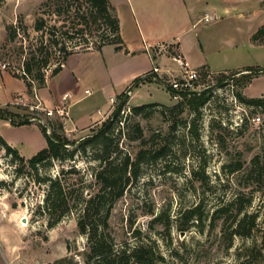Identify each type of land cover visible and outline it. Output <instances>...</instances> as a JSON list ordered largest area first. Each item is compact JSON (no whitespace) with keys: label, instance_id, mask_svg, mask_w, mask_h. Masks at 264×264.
I'll return each instance as SVG.
<instances>
[{"label":"rangeland","instance_id":"obj_1","mask_svg":"<svg viewBox=\"0 0 264 264\" xmlns=\"http://www.w3.org/2000/svg\"><path fill=\"white\" fill-rule=\"evenodd\" d=\"M53 1L0 0V62H5L6 70L15 76L22 75L24 61L32 50L48 57L49 63L44 72L50 76L62 59L60 46L63 41L74 50L85 51L87 46L93 48L98 45L110 32L104 21L88 22L79 25L83 28L87 25L84 34L75 39L66 38L68 26L71 28L79 22L75 18L76 10L80 9L82 14L89 11L90 4L88 0ZM219 1L222 10L220 24L203 20L198 27V31L210 41L211 56L226 54L230 60H235L231 39L235 40L237 51L243 53L244 59L238 62L250 61L248 55L256 54V59L264 65V47L253 49L247 43L249 31L264 22V11L259 7L261 0ZM112 2L120 9L123 21L130 20V16L123 13V9L128 10V5L136 11L134 16L137 20L141 23L144 20L147 39L167 36L169 27L182 20L184 15L179 2L174 5L172 0ZM261 6L264 9V0ZM38 18L45 20V29L36 30ZM9 27L16 32L12 38ZM131 35L132 31L126 26L125 36L130 39ZM41 44L44 48L42 54L39 53ZM169 44L165 42L163 45L168 49L167 54L161 52L155 55L156 62L164 58L166 62L175 63L170 58L171 53L180 52H172ZM158 56L163 57L158 61ZM85 60L92 70L84 73V79H96L94 81L102 83L105 89L99 90L102 94L93 91L91 96L82 98L70 110L76 113L98 108L104 112L111 104L110 95H114L115 101L110 106L112 112L121 102L116 94L122 89L125 91L135 78L120 85L113 83L122 70L113 71L110 66L115 63L119 66L130 64L131 59L108 47L103 54L87 56ZM103 60L110 73L99 72L98 69L94 71L95 65L101 67V62L105 65ZM251 61L254 65L259 63L255 58ZM166 62L162 66L165 67ZM219 73L212 74L210 83L216 82ZM240 75L238 73L237 77ZM157 82L150 81L125 91L131 97L123 109L130 108V111L121 113L119 148L135 156L143 147L167 143L171 151L165 159L144 162L139 177L130 182L124 194L114 203L109 230L116 244L123 247L143 242L151 247L157 258L162 257L156 259V264H264V107L256 108L238 97V101H232L225 89H220L201 108L196 126L193 132H189L194 113L188 109L179 114L177 111L168 113L170 116L167 117L161 114V105L147 109V115L133 113V106L156 102L172 106L180 100L175 99L162 82ZM233 85L234 92L242 90L246 97L264 96V74L256 76L246 86L241 87L242 83L235 80ZM40 88L35 87L33 94L27 91L26 105L22 102L11 105L9 110L21 112L19 117H13L15 120H23L33 112L42 116V111L35 106L39 104L37 92L39 94ZM10 123L7 127L0 123V135L12 138L15 145H11L20 155L30 158L45 147L46 137L42 131L39 134ZM174 124L176 127L173 129ZM137 125L143 131L142 138H136ZM92 127L83 131L64 129L71 139H78L91 132ZM142 141L149 143L142 145ZM95 153L90 148L86 153L76 152L73 159L39 165V174L56 176L63 170L68 182H79L82 177V184H94L93 174L98 164L93 158ZM257 155L260 156L257 167L261 171L259 178L257 172L250 175L252 160ZM72 166L79 172L67 173ZM35 178L34 169L24 162L13 160L0 144V264H87L89 243L87 236L78 231L77 215L68 214L50 225L47 214L42 212L49 183L38 182ZM238 197L245 206L243 213H258L256 226L248 236L234 234L235 226L230 224L240 203L229 207L219 218L212 216L218 207L228 205ZM197 205H201L202 219L194 218L186 222L182 213Z\"/></svg>","mask_w":264,"mask_h":264},{"label":"trees","instance_id":"obj_2","mask_svg":"<svg viewBox=\"0 0 264 264\" xmlns=\"http://www.w3.org/2000/svg\"><path fill=\"white\" fill-rule=\"evenodd\" d=\"M49 1L52 0H48V2ZM53 2L59 3L60 0H54ZM88 2L90 4L89 11L80 14V9L76 10L75 18L79 22L76 26H71V28L68 26L65 31L66 38L75 39L78 35L84 34L87 25L83 28V26H79L82 23L88 24V22L98 23L99 21H104L110 29L108 35L102 38L95 47L90 48L87 46L84 50H101L103 46L108 44L115 45L117 50L122 49L124 47V40L121 36L120 19L110 0H88ZM46 25L43 18H38L35 28L36 30H43ZM15 33V30L9 27L11 38L15 36ZM251 39L256 43H264V24L253 33ZM67 43L63 41L61 44L60 51L63 53V56L58 65L52 70L51 75L59 73L62 69L61 64L67 60L69 55L77 52V50L68 47ZM43 49L41 44L39 53L42 54ZM48 63V57L38 54L37 50H32L31 54L26 57L24 69L27 75L16 74V76L25 81L29 93L33 94L35 87L40 88L46 85L44 68ZM201 69L203 71L207 70L204 67ZM231 72L230 74L220 72L216 78L215 84L221 85L226 79L232 75H236L234 80L236 82H241V87L246 86L256 76L264 74V66L252 65L239 70H231ZM238 73H241V75L237 77ZM150 81H160L164 84L154 73L149 72L143 76H137L125 91H130L141 83ZM164 85L173 95L172 90L166 84ZM125 91L117 96L121 98L120 104L116 105L115 109L99 123L100 125H94L91 132L78 139H71L66 134L63 124L58 121V119L47 120L52 128L51 134L47 133L46 126L40 124V128L46 137L47 145L30 158H25L20 155L19 152L0 135L1 146L13 157V160L24 162L34 169L36 181H45L49 183L42 206V212L47 214L50 221L49 224L54 225L64 218V216L71 213L77 215L78 231L80 234L87 236L89 243V250L86 254L85 261L87 264H132L133 262H138L140 264H156V259L162 258L161 256L157 258L151 247L145 245L143 242L133 246L119 247L109 230V220L114 203L124 194L130 182L139 177L142 164L147 160L156 161L165 159L171 151L167 143L159 146L150 145L145 148L143 147L138 150L135 156H133L132 152H124L119 148L120 139L122 138L120 126V122H122L121 110L129 99V97L127 99L125 98L127 96V92ZM212 95V89H206L200 94L192 93L189 96L183 94L182 99L172 106L156 102L133 106L132 110L136 115H147V109L161 105V114L167 117V115L170 116L168 113L177 111V114H179L188 109L190 112L194 113V117L188 127V131L193 132L196 121L201 113V108ZM236 95L247 104L256 108L264 107V96L246 97L242 90H237ZM39 115L40 114H37V112H33L32 115L25 119L17 121L13 117H19V113L9 110L8 107L0 108V119H7L16 125L30 123L32 122V117L43 118L44 113L41 112V117H39ZM97 125L99 126L95 128ZM175 127L174 124L173 129ZM142 136L143 131L140 125H137L136 138H142ZM142 142V145H145L148 141ZM90 148L96 151L93 158L98 161L93 174L94 184H82L84 182L82 177L79 182H68L65 176L66 173H64L63 170L61 174L56 176H42L39 174V165H48L54 160L73 159L76 152L82 151L86 153L87 149ZM259 160V155L253 158L250 174L252 176L257 172L258 178L261 174V171L257 170ZM77 171L78 170L72 166L67 173L75 174ZM239 200H241V198L239 199L238 197L228 205L218 207L214 210L212 216L214 219L219 218L230 209L229 207H234V205L240 203L235 209V218L230 224L235 226L233 228L234 234L248 236L256 226L258 213H243L245 206H243L242 201ZM200 208L201 205H197L187 209L181 216L186 217V222L194 218L196 220H201L202 213ZM242 213L243 215L239 217ZM247 218H250V221H247Z\"/></svg>","mask_w":264,"mask_h":264},{"label":"crops","instance_id":"obj_3","mask_svg":"<svg viewBox=\"0 0 264 264\" xmlns=\"http://www.w3.org/2000/svg\"><path fill=\"white\" fill-rule=\"evenodd\" d=\"M172 1L174 5H177V3L179 2V5L183 9L184 15L182 16V20H180L179 22H175L169 27L170 31L167 36L157 38L151 37L147 39V37L144 35V32L146 30L144 20L142 23L137 20V18L134 16V14H136V11H132L131 7L128 5V10L126 9L124 11L123 9V13L126 14L127 17L130 16V20L123 21L120 9L116 5H114L112 0H110L111 4L115 7L118 17L120 19L121 36L124 40V47L122 49L117 50L115 48V45L108 44L103 46L101 50L90 49L72 53L63 63L62 69L59 73H57L56 75L46 76V85L39 89V94L37 92L39 103L44 107L53 108L62 101L63 94L67 92L70 95L68 101L70 102V108L72 109V107L74 108L75 105L82 98H85L86 96H91L93 94V91H98L97 93L102 94V91L105 89V86L102 85V83L95 82L96 79H94L95 81H89L87 79H84V73H86L87 70L88 72L92 70L90 65H88V62L85 60V57H95L96 55L99 56L100 54H103L104 50L108 47H112V49L116 53H123L127 59H131L130 64H123V66H119L115 63L110 66L113 71H117L119 69L122 70L119 71V73L115 76L113 80L114 82L112 81L113 83L119 85L125 82H129L131 79L136 78L137 76H143L151 72L153 63L156 62L155 60H157L155 55H158L162 52L161 48H158V46H161V44H164L165 42L170 43L169 49L172 52H174V50H179V52L189 60L190 64L193 67H197L199 69L204 67L207 69V71L211 72L212 74L219 72H228L231 70H239L248 66H252L254 65L250 63L252 62V58H255V60L259 62L256 65L264 66L263 63L256 59V54L248 55L247 58L251 59L250 61H243L242 63L238 62L239 59H244L243 53L237 51V44L235 43V40L231 41V39L230 44L235 50L233 53L235 60H230L226 54L222 56H211V48L209 46L210 41L208 40V38H206L203 33L198 31V27L200 26L201 21L206 20V16L210 18L211 21L209 20V22L220 24L219 21L220 19H222V13L220 12H222V10L219 8L220 6L218 5V3L220 2L219 0ZM262 1L263 0L260 1L259 7L261 10L264 11L263 6H261ZM263 24L264 22L260 23L258 26L253 27L249 31L247 43H250V47H252L253 49L259 50L263 49L264 47V43H256L253 42L251 39L253 33H255L258 28ZM126 26L132 31L130 39L125 36ZM243 44H245V42ZM257 56L259 57V54ZM161 57L163 56H158V61ZM162 59L163 60L159 62L161 65L166 62L164 58ZM103 61L105 62V65L103 66V62H101V67L95 65L94 71L98 69L99 72L107 71L110 73V70H108V66L106 65V61ZM97 62L91 63L96 64ZM171 63L172 62L169 61L166 62L164 65H166L165 67L170 68L173 64L172 68L174 70H178L177 64ZM81 90V94L76 97V95L79 94ZM27 91V85L22 78L15 76L12 72L8 70L0 71V108H11V105H14L15 103L18 104L19 102H22L26 105V101H28L29 97ZM122 92H124V89L120 91V93ZM120 93L116 94V97ZM110 101L111 106L115 101L114 95H110ZM110 106H108V108L104 112H101L98 108L83 109L77 111L76 113H74L73 110H70L71 118L70 121L67 122V127L70 131H83L89 127L99 124L111 113ZM15 112L21 115V112ZM0 123H4L3 125L5 127L11 124L10 121L7 119H0ZM19 127L30 128L39 134L42 131L40 125L35 122L21 124ZM4 139L10 145L11 143L15 145V141L9 136L5 137ZM46 145L47 141L45 146Z\"/></svg>","mask_w":264,"mask_h":264},{"label":"built area","instance_id":"obj_4","mask_svg":"<svg viewBox=\"0 0 264 264\" xmlns=\"http://www.w3.org/2000/svg\"><path fill=\"white\" fill-rule=\"evenodd\" d=\"M207 21L210 20L208 16L205 18ZM164 44H161L160 48L162 52H167L168 49L163 48ZM152 56V54H151ZM171 59L177 64L178 70L171 69L169 67L162 66L159 62H154L151 72L156 75L164 84H166L173 93L175 99H182V95H190L192 93L200 94L203 90L212 89L213 93L220 91V89H225V91L230 95L232 101H238L236 92H234L233 80L236 75H232L221 85H216L212 80V73L209 71H203L197 67H193L189 60L180 53L171 54ZM63 65V64H62ZM7 64L0 62V71L6 70ZM22 75H27L25 69L22 70ZM217 88V89H215ZM69 93L65 92L63 94L62 101L53 108H47L41 105L40 103L35 104L36 108L41 110L45 119L32 117V121H35L39 125L42 124L46 126V131L48 134H51L52 128L49 125L47 120L58 119L63 124V128L67 129V122L70 121V102L68 101ZM37 99L38 96H37ZM33 106V105H32ZM30 106V107H32ZM123 109L121 113L130 111V108ZM260 120V117H257ZM65 130V129H64ZM65 131V132H66Z\"/></svg>","mask_w":264,"mask_h":264},{"label":"water","instance_id":"obj_5","mask_svg":"<svg viewBox=\"0 0 264 264\" xmlns=\"http://www.w3.org/2000/svg\"><path fill=\"white\" fill-rule=\"evenodd\" d=\"M127 97H128V96H126V99H127ZM24 221H25V219H24Z\"/></svg>","mask_w":264,"mask_h":264}]
</instances>
